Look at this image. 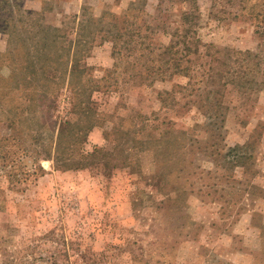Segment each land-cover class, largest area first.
<instances>
[{"label": "rangeland", "instance_id": "1", "mask_svg": "<svg viewBox=\"0 0 264 264\" xmlns=\"http://www.w3.org/2000/svg\"><path fill=\"white\" fill-rule=\"evenodd\" d=\"M249 1L0 0V264H264V26ZM194 3L189 74L135 84L127 28L163 48ZM95 146L100 162L65 169Z\"/></svg>", "mask_w": 264, "mask_h": 264}, {"label": "trees", "instance_id": "2", "mask_svg": "<svg viewBox=\"0 0 264 264\" xmlns=\"http://www.w3.org/2000/svg\"><path fill=\"white\" fill-rule=\"evenodd\" d=\"M247 0V4H248ZM255 3H252L249 1L248 10H250V13L253 14L255 20L257 21V26L261 27L264 26V0H254ZM199 7H196V3H194V7L191 8L189 11H185L181 18V33H177L175 40L170 43L167 46H164L163 48H156L148 39V35H143L142 30L138 29L139 31L132 30L127 28L126 33L129 37L127 48L128 53L124 55V58L126 61L129 62V67L126 66L125 70H131L132 74V80L135 84H146L153 81L154 76L161 70H180L182 66L183 60L189 58L192 53L198 52L201 48V46L204 44L200 38L199 35ZM82 24L77 28V33L80 35L82 32ZM138 37L137 40L135 38ZM73 43L72 48H73ZM206 52L211 56L210 61L207 63L208 68L206 70V77L207 80L213 83L221 82L219 77L227 75L224 71H217V68L219 67L217 62H219L221 65H224V60H222L218 54L212 53V50L216 47L213 44H205ZM71 48V46H70ZM64 53H67L70 57L69 62H73L76 53L75 51H72V49L65 50L63 47ZM157 51V52H156ZM226 51V50H225ZM230 53V50H227ZM226 51V53H228ZM218 51H216L217 53ZM247 56L252 57L253 52L249 51L246 53ZM133 59V61H130ZM128 65V64H127ZM71 71L70 73L74 75L75 70L77 71L76 63L74 65H71ZM182 72L185 74H189L190 67L184 66L183 69H181ZM39 70H34L32 73V78H38L37 81V90L43 86L45 77H41L39 75ZM224 85V84H223ZM226 84L224 85V87ZM36 89V88H35ZM220 92V90H218ZM77 105V104H76ZM75 105V106H76ZM74 106V107H75ZM81 106V104H80ZM93 123L91 122V125ZM94 125V124H93ZM59 137L61 139L62 135H68V133L71 134L72 129V123L69 121L64 122V124L59 126ZM66 131V134H65ZM86 133L81 137H73L69 144L73 148V150H76L78 145H82L87 140ZM10 138L4 137L0 140L2 145H0V148H2V157L4 158H10V151L6 149L5 144ZM237 148H241V146L236 145V147L232 148V150ZM5 149V150H4ZM104 149L98 146H95L94 149L90 152L81 151L79 150L80 159L77 161H74L73 163H65L64 167L65 169H82L85 167H88L91 164H95V162H100L104 157L103 156ZM231 156V153L229 154ZM240 155H237L239 157ZM60 164L55 165L57 169L60 168ZM55 262V259L53 257H49L47 259V262ZM83 264H95V261H90L89 258L85 257L83 259Z\"/></svg>", "mask_w": 264, "mask_h": 264}]
</instances>
